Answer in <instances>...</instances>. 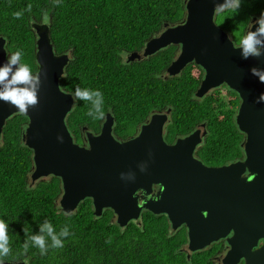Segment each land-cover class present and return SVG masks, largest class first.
Segmentation results:
<instances>
[{
  "label": "trees",
  "instance_id": "1",
  "mask_svg": "<svg viewBox=\"0 0 264 264\" xmlns=\"http://www.w3.org/2000/svg\"><path fill=\"white\" fill-rule=\"evenodd\" d=\"M185 1L0 0V36L6 39L8 54L20 52V62L35 75L37 36L33 23H48L56 55L70 54L61 89L72 95L77 88L102 94L103 119L94 106L98 97L76 99L67 118L76 142L82 143L89 130L100 132L107 113L115 120L114 136L125 140L135 135L152 113L171 109L166 141L172 143L176 137L188 136L205 124L208 134L197 157L206 165L221 167L244 156L245 134L235 121L240 106L238 94L224 85L197 98L195 92L204 71L196 64L177 76L164 78L175 59L176 46L141 62H127L124 58V54L142 50L165 24L180 22L185 15ZM16 12H22L19 19L14 18ZM262 12L264 0H240L238 12L228 10L219 14L216 23L240 41L251 20ZM27 124L23 113L13 115L4 128L0 145V220L7 223L10 248L0 262L219 264L215 257L221 242L188 257L183 250L188 240L186 228L174 231L166 215L144 211L138 221L120 228L111 210L95 217L91 199L83 201L75 213L66 215L59 204V178L31 183L33 154L22 141ZM46 221L57 234L65 227L68 229L69 235L61 237L62 247H51L46 232L41 233ZM34 235H45L44 254L30 240Z\"/></svg>",
  "mask_w": 264,
  "mask_h": 264
},
{
  "label": "water",
  "instance_id": "2",
  "mask_svg": "<svg viewBox=\"0 0 264 264\" xmlns=\"http://www.w3.org/2000/svg\"><path fill=\"white\" fill-rule=\"evenodd\" d=\"M225 2L186 0L184 18L165 24L146 42L141 56L148 59L177 46L178 54L164 78L196 64L204 71L197 98L223 85L238 94L235 121L245 134L244 156L221 167L206 166L195 156L208 134L205 124L203 131L198 128L171 144L165 140L171 109L152 113L125 141L114 136L115 120L107 113L98 134L86 133L88 146L78 144L67 125L75 105L73 95L60 87L70 56L56 55L48 23H33L41 85L38 105L23 113L28 124L22 141L33 152L32 182L49 177L61 180L59 204L64 213H75L91 199L94 216L111 210L120 228L138 221L144 211L166 215L174 231L186 228L188 257L226 240L221 264H264V101L257 102L264 83L250 71L264 70V47L257 46L262 52L259 58H242V48L216 23L214 6ZM258 39L264 41V36ZM8 55L6 39L0 36V65ZM19 113L0 101V145L8 120ZM141 192L149 198L140 201Z\"/></svg>",
  "mask_w": 264,
  "mask_h": 264
},
{
  "label": "clouds",
  "instance_id": "3",
  "mask_svg": "<svg viewBox=\"0 0 264 264\" xmlns=\"http://www.w3.org/2000/svg\"><path fill=\"white\" fill-rule=\"evenodd\" d=\"M31 7H32L31 5L28 6V11H31ZM239 8H240V0H226L224 4L216 3L213 9V13L214 15H219L228 10H233L235 12H238ZM13 15L14 18L19 19L22 16V12H16ZM45 21H47V16H45ZM256 24H258L259 27L256 28L255 32L251 31V29ZM260 36H264V12L260 14L258 20L256 21L251 20L247 34L244 36L242 40L239 41V44L236 46L242 48L243 59L247 60L249 58H259L262 56V52L260 48L257 47L258 45L264 47V41L258 39V37ZM20 61H21V54L20 52H16L15 54L8 55L6 58V62L0 65V101H4L10 104L11 106H14L20 113H27L30 107L35 108L38 105V91L40 89L41 81L39 74L34 75L31 69L29 68V66L22 64ZM250 71L252 75L258 77L261 83H264V70L253 67ZM165 75H167V73ZM93 95L98 97V99L94 102V106L96 110L99 112V118L103 119L104 113L101 110L103 97L100 92L97 91L90 93L87 89L81 90L80 88H77L74 95L72 96V99L74 102L76 101L77 98L83 100H91ZM261 101H264V93H262L261 97L258 98L257 100L258 103ZM88 115L91 116L92 111H89ZM204 141L202 145L204 144ZM30 177H31V173H30ZM40 181H44V180H40ZM37 182L39 181L33 183L31 179L32 184H36ZM65 214L67 215L70 213L66 212ZM40 230L41 233L46 232L47 237L50 238L51 240V247L53 248L62 247L63 242L61 237H67L69 235L68 229L66 227L63 228L57 234L54 231L52 225L47 221L41 226ZM25 234L27 235L26 231ZM30 240L33 242L35 246H37L40 249L41 254H44L47 251L45 235H34L30 237ZM28 247L29 246L26 241L24 244L25 252H27ZM9 252H10V248H9L7 223L3 220H0V257L8 256ZM24 264H27V260L24 261Z\"/></svg>",
  "mask_w": 264,
  "mask_h": 264
},
{
  "label": "flooded vegetation",
  "instance_id": "4",
  "mask_svg": "<svg viewBox=\"0 0 264 264\" xmlns=\"http://www.w3.org/2000/svg\"><path fill=\"white\" fill-rule=\"evenodd\" d=\"M259 19V17H255L254 19H253V21H256V20H258ZM248 28H249V26H248ZM248 28H247V31H248ZM247 31L245 32V35L247 34ZM229 34V33H228ZM244 35V36H245ZM229 36L231 37V39L233 40V42H234V44L237 46L238 44H239V41H237V38L235 37V39H236V41L233 39V35H231V34H229ZM233 36V37H232ZM244 36L242 37V39L244 38ZM241 39V40H242ZM237 42V43H236ZM143 50V49H142ZM142 50H140V51H137V52H133V53H130V54H124V58H125V60H127V62H141V61H143L144 59L143 58H141V56H142ZM178 51H179V47H177L176 46V51L174 52L175 54H174V56H173V58H176V56H177V54H178ZM133 54H136V57H137V59H133V60H131L130 59V57H132V55ZM149 59V58H148ZM203 72V71H202ZM167 73V72H166ZM166 73H164V74H166ZM204 73V72H203ZM161 112H165L166 113V111H161ZM146 122V121H145ZM198 128H201L202 129V131H203V128H202V125H200V126H198ZM198 128H196V129H198ZM99 133V132H98ZM98 133H93V134H98ZM86 136V135H85ZM135 135H133V136H131L130 138H132V137H134ZM86 138L87 137H85L84 139H83V142L82 143H80L81 145H85V146H88V144L86 143L87 142V140H86ZM130 138H127V139H130ZM177 138H184V137H177ZM127 139H125V140H127ZM125 140H119V141H125ZM166 140V139H165ZM203 141H204V139H203ZM169 143V142H168ZM171 144V143H170ZM201 146H202V144L198 147V149H197V151L201 148ZM197 151H196V153H195V156H196V158H198L197 157ZM199 159V158H198ZM206 165V164H205ZM206 166H209V165H206ZM214 167H216V166H214ZM157 186L156 187H154V192H156L157 191ZM145 198H149V197H144V195H143V193L141 192L140 193V197H139V200L140 201H142V200H144ZM221 242V249H220V251L218 252V255L215 257V260L219 263V264H221V262H222V258H223V256H224V254H225V252H226V250H227V242H226V240H220L219 242H217V243H220ZM215 244V243H214ZM262 245V242H260V244H259V247ZM185 248L186 247H184V249L183 250H185ZM242 264H244V263H242Z\"/></svg>",
  "mask_w": 264,
  "mask_h": 264
},
{
  "label": "rangeland",
  "instance_id": "5",
  "mask_svg": "<svg viewBox=\"0 0 264 264\" xmlns=\"http://www.w3.org/2000/svg\"><path fill=\"white\" fill-rule=\"evenodd\" d=\"M236 35H237L238 38H241L242 37L241 34H236ZM132 58L133 59H137L136 55H134V54L132 55ZM79 144H80V141H79Z\"/></svg>",
  "mask_w": 264,
  "mask_h": 264
}]
</instances>
